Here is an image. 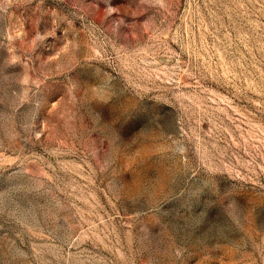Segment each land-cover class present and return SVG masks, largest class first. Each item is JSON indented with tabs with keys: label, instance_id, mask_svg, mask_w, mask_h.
I'll return each mask as SVG.
<instances>
[{
	"label": "rangeland",
	"instance_id": "374dc122",
	"mask_svg": "<svg viewBox=\"0 0 264 264\" xmlns=\"http://www.w3.org/2000/svg\"><path fill=\"white\" fill-rule=\"evenodd\" d=\"M0 264H264V0H0Z\"/></svg>",
	"mask_w": 264,
	"mask_h": 264
}]
</instances>
